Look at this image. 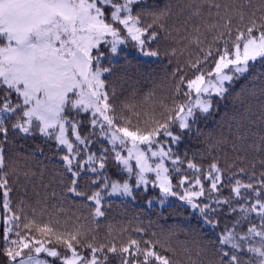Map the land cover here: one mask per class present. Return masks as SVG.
Returning a JSON list of instances; mask_svg holds the SVG:
<instances>
[{
    "label": "snow or ice",
    "instance_id": "1",
    "mask_svg": "<svg viewBox=\"0 0 264 264\" xmlns=\"http://www.w3.org/2000/svg\"><path fill=\"white\" fill-rule=\"evenodd\" d=\"M144 3L0 0V195L3 254L8 264H49L42 253L60 259L61 264H107L109 254L119 256L121 264H177L160 251L175 256V249L144 237V228H136L138 237L124 242L115 238L96 242V222L105 215L104 196L135 199L137 189L145 193L158 189L154 199L161 207L175 197L178 203L169 208L189 221L190 230H215L219 214L232 217L215 241V257L209 264H264V134L250 145L259 155V177L243 166L225 177L215 159L204 172L187 159V153L182 159L173 148L184 134L199 133L194 126L213 113V97L225 99L234 81L248 74L257 60L264 64V0H188L185 23L190 31L185 29L187 35L181 39L188 43L180 51L187 57L172 73L173 90L167 102L152 100L149 94L142 105L124 103L118 109L112 102L115 91L110 93L107 87L112 62L105 66L101 45L117 57L130 40L143 56L159 57L150 42L159 36L156 28L167 33L170 10L148 12L151 21L145 23L141 12H134L136 5ZM170 55L176 56L177 50ZM260 103L264 107V100ZM243 119L253 128L257 119L264 124V110L257 114L248 107ZM84 121L89 129L86 136L81 133ZM10 131L54 141L57 151L64 152L60 159L70 174L67 191L84 198L89 216L38 211L23 199L12 206L5 152ZM97 140L99 147L93 152ZM109 154L127 174L123 181L109 182L105 175ZM185 163L194 174L191 181L182 173ZM85 173L96 186L91 194L79 187ZM172 173L179 176L175 186ZM201 175L209 183L207 192ZM224 187L230 189L228 196L220 195ZM147 204L151 207L153 199Z\"/></svg>",
    "mask_w": 264,
    "mask_h": 264
},
{
    "label": "trees",
    "instance_id": "2",
    "mask_svg": "<svg viewBox=\"0 0 264 264\" xmlns=\"http://www.w3.org/2000/svg\"><path fill=\"white\" fill-rule=\"evenodd\" d=\"M187 3L188 0H146V3L134 7V12H141V19L145 23L151 21V17L147 15L148 12L164 8L170 10V15L166 20L167 33L156 28L159 36L157 40L150 42V48L160 53L156 60L145 59L132 53V50L136 48L133 47L134 42L130 40L123 46V51L116 59L108 55L107 46L101 45V49L106 53L105 66H107V61L112 62L113 74L107 78V87L110 93L115 91L112 102L118 109L124 103L142 105L149 94L152 100L167 102L173 90L172 73L184 65L187 57V52L183 56L180 55L184 44L188 43L187 40L181 38L187 35L185 29L190 31V25L185 23L189 16ZM208 39L210 42L211 35ZM172 49L177 50L176 56L170 55ZM188 75L191 76V73L189 72ZM241 100L244 101L243 105ZM262 100H264V64L257 60L248 74L234 81L225 99L220 100L213 97V113L207 118L201 117L194 126L199 129V133L194 131L184 134L180 144L173 146L174 151L182 159L187 153V159L194 160L204 172H207L210 163L215 159L224 169L225 177L238 172L241 166L249 174L255 172L259 177L262 171L258 163L259 155L252 151L250 145L254 141L258 142L259 135L264 134V124L257 119V124L253 128L247 119H243V115L248 107L257 114L264 110L260 103ZM11 123L10 121L9 124ZM88 132V123L84 121L81 133L86 136ZM241 134L246 137L244 140L240 139ZM9 135L10 140L5 144V152L9 165L6 170L9 185L12 188V206L15 207L23 199L27 205L38 211L46 210L51 213H60L62 216H89L88 209L83 206L84 198L76 197L67 191L70 185V174L60 159L64 152L57 151L54 141L46 140L41 136L13 135L11 131ZM98 147L99 141L97 140L93 143L91 151H97ZM254 159L256 160L255 168L252 167ZM182 173L189 177V181L193 179L194 174L186 168V163L182 168ZM88 175L90 174H84L79 187L91 194L96 186L86 179ZM105 175L109 182L123 181L127 178V174L117 166L111 154H109ZM200 178L207 192L209 183L204 175ZM241 178L245 181L248 179L247 176ZM171 179L174 186L178 184V174L172 173ZM158 191V189H149L145 193L137 189L135 199L108 198L105 195L102 202V211L105 215L96 222L99 225L95 233L96 242L106 243L113 238L117 243L124 242L128 237H138L136 228H144V237L167 242L171 248L175 249V256L172 252L158 250L163 255L172 257L177 264H209V261L215 257V241L219 233L232 223V217L226 212L219 214L220 224L215 230L207 227L200 232L190 230L189 221L183 215L177 216L174 210L169 208V204L178 203L177 201L164 204L163 207L159 204L148 206L147 200L154 199ZM229 193L230 189L224 187L220 195L228 196ZM2 202V195H0L2 216L0 264H8V258L3 254L4 210ZM88 204L91 207V202ZM90 226L95 227V225ZM110 229L111 235H109ZM152 233H156V236L153 237ZM201 249L204 251L201 252ZM61 252L62 255L65 254L62 249ZM84 254L87 255V252ZM58 260V258L47 259L50 264H61ZM107 264H121L120 257L109 254Z\"/></svg>",
    "mask_w": 264,
    "mask_h": 264
},
{
    "label": "rangeland",
    "instance_id": "3",
    "mask_svg": "<svg viewBox=\"0 0 264 264\" xmlns=\"http://www.w3.org/2000/svg\"><path fill=\"white\" fill-rule=\"evenodd\" d=\"M123 46L124 45H122L121 46V48H123ZM131 53V52H130ZM132 53H135V54H137V55H139L140 57H143V58H145V59H150V60H156L157 59V57H146V56H143L139 51H138V49H134V50H132ZM131 53V54H132ZM118 57V56H117ZM117 57H113V59H116ZM168 163V165L170 164V162H167ZM150 175H152V174H150ZM108 198H117V199H130L131 197H122V196H108ZM170 202H176V198L175 197H169L168 198V200H167V202L165 203V204H168V203H170ZM178 202V201H177ZM153 204H159V201L157 200V199H153ZM160 205V204H159ZM2 217V216H1ZM2 223V222H1ZM41 255H44V256H41V258H43V259H48V258H52L53 259V257H48L46 254H44V253H42ZM56 259V258H55ZM58 262H60L61 263V261H60V259L58 260ZM49 264H50V262H49Z\"/></svg>",
    "mask_w": 264,
    "mask_h": 264
},
{
    "label": "water",
    "instance_id": "4",
    "mask_svg": "<svg viewBox=\"0 0 264 264\" xmlns=\"http://www.w3.org/2000/svg\"><path fill=\"white\" fill-rule=\"evenodd\" d=\"M1 222H2V217H1V212H0V224H1Z\"/></svg>",
    "mask_w": 264,
    "mask_h": 264
}]
</instances>
